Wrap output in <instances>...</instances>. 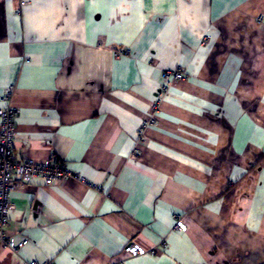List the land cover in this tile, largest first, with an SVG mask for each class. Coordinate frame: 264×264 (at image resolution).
I'll use <instances>...</instances> for the list:
<instances>
[{"label": "crops", "instance_id": "1", "mask_svg": "<svg viewBox=\"0 0 264 264\" xmlns=\"http://www.w3.org/2000/svg\"><path fill=\"white\" fill-rule=\"evenodd\" d=\"M7 106L72 177L10 191L0 264H264V0H0Z\"/></svg>", "mask_w": 264, "mask_h": 264}, {"label": "built area", "instance_id": "2", "mask_svg": "<svg viewBox=\"0 0 264 264\" xmlns=\"http://www.w3.org/2000/svg\"><path fill=\"white\" fill-rule=\"evenodd\" d=\"M124 50H118L123 52ZM183 73L179 69L163 70L161 73L162 85L159 90L165 91L173 82L183 79ZM12 88L4 90L3 99L9 100ZM15 110L10 106L0 109V243L12 252L18 253L27 240H11L6 236L9 214L12 210L9 194L17 184H29L33 180H39L44 186H51L72 177L71 172L62 165L46 159L42 162L33 160L18 161L13 155V143L15 139ZM176 229H181V221L176 216ZM125 251L131 256L143 255L144 250L137 247H126ZM25 264H49L46 262L29 261Z\"/></svg>", "mask_w": 264, "mask_h": 264}]
</instances>
